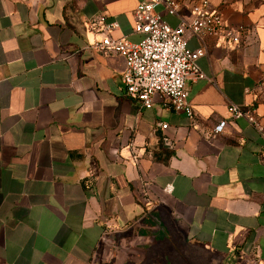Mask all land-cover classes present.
<instances>
[{"label": "crops", "instance_id": "0c3cea01", "mask_svg": "<svg viewBox=\"0 0 264 264\" xmlns=\"http://www.w3.org/2000/svg\"><path fill=\"white\" fill-rule=\"evenodd\" d=\"M142 1L0 0V264H98L109 233L124 264H264V0H208L231 42L185 33L209 79L187 82L192 118L141 108L91 46L100 16L140 41ZM179 1L157 9L172 27L200 0Z\"/></svg>", "mask_w": 264, "mask_h": 264}, {"label": "built area", "instance_id": "2783aa9c", "mask_svg": "<svg viewBox=\"0 0 264 264\" xmlns=\"http://www.w3.org/2000/svg\"><path fill=\"white\" fill-rule=\"evenodd\" d=\"M160 6L173 16L179 12L181 4L179 0H146L138 3L132 15L134 31L141 34L142 39L134 43L123 37H114L112 32L118 29V23L107 22L104 16L98 17L95 24L100 25L103 36L91 46L98 51L118 53L124 57L126 67L122 83L126 95L138 101L141 108L152 107L154 97L159 96L163 106L192 118L187 82L209 79L198 64L205 49H190L185 33L190 32L199 38L222 36L231 42L235 35L241 33V29L226 25L220 12L212 9L208 0H200L195 7L194 17L182 20L176 27H172L163 13L157 10ZM261 84L264 85V81ZM227 110L231 117L245 118L253 126L260 127L254 110L234 104L229 105ZM225 125L226 121H221L215 127V132H222ZM162 127L166 128L167 125L163 124Z\"/></svg>", "mask_w": 264, "mask_h": 264}, {"label": "water", "instance_id": "95a60500", "mask_svg": "<svg viewBox=\"0 0 264 264\" xmlns=\"http://www.w3.org/2000/svg\"><path fill=\"white\" fill-rule=\"evenodd\" d=\"M142 239L144 238L140 233V240ZM123 247L116 246L114 234L109 233L101 243L98 264H124L123 255L120 253Z\"/></svg>", "mask_w": 264, "mask_h": 264}, {"label": "rangeland", "instance_id": "374dc122", "mask_svg": "<svg viewBox=\"0 0 264 264\" xmlns=\"http://www.w3.org/2000/svg\"><path fill=\"white\" fill-rule=\"evenodd\" d=\"M212 264H217L216 260H214Z\"/></svg>", "mask_w": 264, "mask_h": 264}]
</instances>
